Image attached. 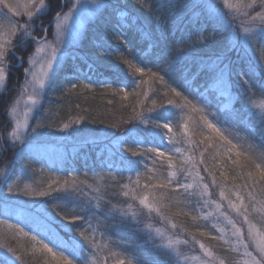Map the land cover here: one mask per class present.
Listing matches in <instances>:
<instances>
[{
	"label": "trees",
	"instance_id": "obj_1",
	"mask_svg": "<svg viewBox=\"0 0 264 264\" xmlns=\"http://www.w3.org/2000/svg\"><path fill=\"white\" fill-rule=\"evenodd\" d=\"M222 1L140 0V3H137L136 0H104L97 14L85 25L79 42L70 48L62 60L58 73L49 82L41 97L40 106L29 117L28 138L33 140L37 147L59 145L65 153L60 160L41 156L36 148L31 153L34 160L29 161L27 152L23 159L19 157L14 159V153L22 145L9 146L5 135L9 130L5 127L7 119L2 113L15 97L16 92L15 89H11L2 94L0 145L3 144L4 148L2 147L3 150L0 152V172L3 173L0 175V219H5L2 212L3 197L15 202L13 207L16 210L40 206L45 211L40 214L41 220L43 219L50 228L46 230L65 242L78 241L85 249L80 256V264H91L94 258L92 250L79 235L87 227L85 221L70 222L57 215L48 202L49 197L9 195L7 190L8 186L14 183L20 188L28 182H32L37 188L46 187V178L43 183L35 184V181L40 179V173L32 172V169L44 168L49 175L60 177H66L70 173L99 188V192L90 194L94 197L93 209L88 213L90 218L94 217L92 223L96 229L97 242L106 244L112 251L120 253V258L132 259L134 264L137 262L179 264L170 252L161 246V241L146 230L148 217L139 210V202L124 197L119 186L112 180V176H116V180L122 184L129 183V176L135 180V173L129 172L126 165L121 164L120 158L123 156L128 160H142V156L133 157L130 152L125 151L126 148L143 147L153 142L157 146L173 147L169 145L167 139V135L172 133H168L167 129L156 127L155 124L163 123L159 116L165 109L175 113L174 127L182 114L180 109L172 108L167 104L170 98L174 102L179 101L171 96L165 97L163 94L165 89L160 84L152 83L141 89L148 91L147 98L132 95L136 84L147 77L136 75L134 69L124 63V60L132 61L146 71H157L160 75H165L168 83L172 87H177V90H182L179 85L187 78L193 90L198 89L206 96V100L197 102L205 107L207 112L213 114L208 117L210 120L219 121V126L226 129V134L237 144V151H241L242 163L245 155L254 157L264 151V60L261 59L259 41H253L251 36L243 34L240 26L242 17L233 19L237 16L236 10L225 8ZM9 2L19 3L21 12L24 11L23 5L26 0H9ZM45 2L46 14L36 19L35 35L41 32L36 26L38 22L48 24L57 11L66 13L73 1L45 0ZM149 7L151 11L148 10ZM0 15H6L21 23L27 20L24 15L13 17L4 7L3 0H0ZM137 17L145 29L152 31L154 46H151L148 40L141 39L138 28L129 27ZM49 31L52 32V26ZM119 33L123 35L118 36ZM8 38L0 37L3 40ZM105 47L107 51L104 50ZM34 48V44L29 41L25 47H16L14 54L9 53L6 61L11 62L8 66V82L9 85H13L12 87L23 83L24 68L28 67L27 58L34 52ZM221 54L224 55L225 63L231 68V95L227 101L219 96L218 90L208 87L211 83V74L199 70L202 62L207 63ZM17 56L24 58L23 65H19ZM250 68L258 70L250 71ZM22 76L23 79L19 82ZM73 80L91 82L93 90L88 91L78 87L74 93H67L69 82ZM121 86H126V91L129 93L127 99L123 98L122 93L113 95V90ZM141 100H143L142 104ZM152 100H156L157 107L152 112H148L147 109L152 107ZM161 103L163 107H160ZM140 111L152 118L148 124H141L135 119V113ZM184 112L187 110L185 109ZM77 119H81L79 125L72 123ZM37 122L51 124V127L39 129V133L33 135L31 128L35 127ZM65 123L71 126L67 130L59 131L58 129H62ZM177 132L180 133L181 130L177 129ZM123 137L127 138L128 143L117 146L119 139ZM137 140L140 143L134 144L133 142ZM179 145L175 144V147L179 148ZM196 155L199 160V154ZM232 159L236 157L232 156ZM26 163L31 167L25 175ZM145 163L150 165L151 159L138 165L142 171H146ZM206 163L211 168L216 161L208 158ZM227 167L233 175L236 172L249 170L237 168L230 163ZM200 168L202 170L203 165H200ZM201 174L207 177V173L201 171ZM217 176H219L218 171ZM206 181L210 182V179ZM243 182V179L235 181L237 184ZM232 183L231 179L227 182L229 187ZM215 190L219 191V188L215 187ZM61 195L63 194L53 193V196ZM245 200L247 202V197ZM52 202L63 203L59 200ZM130 204L131 210H129ZM191 207L198 209V216H204L206 208L198 205L195 197ZM122 212L127 215H121ZM132 212L136 213L135 218ZM249 219L259 229H264V217L258 211L253 212L251 206H249ZM162 220L164 221L161 224L190 238L196 244H203L224 264H241L239 253L233 251L231 245L224 244L222 240H212L209 236L192 235L201 230L210 235H219L217 227L213 226L211 220L198 219L194 222L190 217L172 214H168V219ZM10 223L16 224L29 236L35 235L38 240L47 243V239L39 235V232H29L17 221ZM25 223L30 228L35 224L28 221ZM173 224L177 227L173 228ZM0 233L7 234L3 242L12 247L21 260L15 261L6 249H0V256H9L14 260V264H45V260L48 264H58V260H54L49 254L38 253L33 256L31 249L34 242L10 231L7 225L0 226ZM89 238H92L91 232ZM104 255L108 253L105 252ZM100 261L103 264V256L100 257ZM109 264H115V258L110 260Z\"/></svg>",
	"mask_w": 264,
	"mask_h": 264
},
{
	"label": "snow or ice",
	"instance_id": "obj_2",
	"mask_svg": "<svg viewBox=\"0 0 264 264\" xmlns=\"http://www.w3.org/2000/svg\"><path fill=\"white\" fill-rule=\"evenodd\" d=\"M80 0H76L79 4ZM95 2V0H94ZM140 3V0H136ZM224 7L228 9H235L237 16L233 19H240V26L245 35L251 36L253 41L258 40L261 49V59L264 60V0H238L237 3H230L229 0H223ZM4 7L13 17L27 16L24 22H18L6 15H0V37H9L6 40L0 39V88L6 87V82L9 74V67L6 66L5 60L12 49L16 47H25L29 41L35 45V51L28 56L27 65L24 68V82L22 85V93L20 98L15 102L16 106L10 110V116L14 122V126L8 133L7 139L11 141L12 146L15 147L17 143L22 145L16 153L14 159L19 157L24 158L25 152L29 153V161L34 160L31 153L37 147L33 140L28 138L29 117L34 109H37L41 104V97L44 94L48 83L56 76L62 64V57L59 55L61 49L60 45L69 44V27L67 21L69 20L72 9L69 13H62L57 11L50 21V25H54L55 41L47 39L48 28L43 24L40 25L43 35H35L34 21L39 19L42 14H46L45 9L47 4L45 0H27L23 5L24 11L21 12V5L19 3H10L9 0H3ZM111 6V5H109ZM162 6V5H161ZM99 7V5H98ZM75 8V5L73 6ZM259 9L258 11L256 9ZM151 11V7L148 9ZM254 13V14H253ZM157 26H159L157 20ZM129 27L138 28L142 40H148L151 46H154L153 33L150 29H145L139 23L137 17L132 25ZM119 33L118 36H122ZM75 39V37H72ZM124 42V41H122ZM107 51V47L104 49ZM14 54V53H13ZM179 62V60L177 61ZM20 65L24 64V58H19ZM124 63L134 69L136 75L147 77V79L140 80L136 84V88L131 93L137 97H148V91H141L146 85L152 83L160 84L165 89V97H174L179 102H174L173 99H168L167 104L172 108L180 109L181 116L174 127L173 117L175 113L165 109L160 113L159 119L163 123L155 124L156 127L167 129L169 145L171 148H166L163 145L157 146L156 143L145 145L143 147L130 146L125 149L131 153L133 157L142 156V160H128L121 156V164L126 165L129 172L135 173V180L129 176V183L122 184L116 180V176H112V180L121 189V194L133 201H138L143 209H146L149 214L155 212L161 216L162 219H168V214L176 216L190 217L194 222L198 219H207L214 215L213 212L207 213V216H198V209L192 208L193 198H196V203L203 207H208L214 204L216 212L219 213L217 220L223 217L231 226L230 230L225 231L224 228L217 227L219 235H210L206 231H199L192 235H199L201 237L209 236L212 240H222L226 245H232L233 239L235 244L232 245L233 251H240L243 247L241 255L245 257L244 264H264V229H258L255 224L249 219V206L253 212L258 211L264 217V151L259 152L254 157L245 155L244 163L241 162V151H237V144L226 134V129L219 126V121L210 120L208 117L213 115L207 112L206 108L201 106L197 101L206 100L204 93L198 89L193 90V86L187 82L179 85L182 90H177V87H172L165 79V75H160L157 71H146L129 60H124ZM200 71H207L211 74V83L209 88L218 90L221 98L227 101L231 95L230 65L225 63L224 55H217L214 59L207 63H201ZM258 70L250 68V71ZM174 71V68L172 69ZM167 74V73H166ZM70 87L67 88V93H74L79 87L88 91L93 90L91 82H84L83 80L76 82L70 81ZM247 83V82H246ZM107 86V85H106ZM122 93L123 98L127 99L129 93L126 91V86H121L113 90V95ZM24 103L23 119L19 117L18 107ZM111 103V101H110ZM143 103V100L140 101ZM157 107L156 100H152V107L148 108V112H152ZM160 107H163L161 103ZM187 112H184V110ZM82 119V118H81ZM81 119H77L72 123L79 125ZM135 119L141 124H148L152 119L144 115L143 111L135 113ZM128 123L129 121H124ZM71 125L65 123L59 131L67 130ZM118 127V125H111ZM51 127V124L37 122L35 127L31 128V134L37 135L39 129ZM177 129L181 130L180 133ZM128 143L127 138L119 139V144ZM134 144H139L140 141H134ZM183 144V149L175 147V144ZM211 149L212 151H209ZM199 154V160L197 155ZM151 154V156H150ZM235 156L236 159H232ZM210 158L216 163L209 168L206 159ZM151 159V164L145 163L146 171H142L138 165L144 161ZM236 166L237 168L249 169L246 172H236L232 174L227 167V164ZM200 165H203L201 170ZM31 167L29 163L24 165V174ZM39 172L40 179L35 181V184H41L45 178L47 186L44 188L34 187L32 182L24 183L23 188L18 187V184L8 186L9 195H22L26 197H49L48 202L51 203L52 209L57 215L63 219H68L70 222L76 220H83L87 227L84 228L79 235L87 243L92 250L94 258L91 264H101L100 257L103 256V264H109V261L115 258V264H134L132 259L120 258V253L112 251L106 244H101L96 241L95 231L92 220L88 213L92 211V201L94 197L90 195L94 192H99V188L88 184L86 180L79 179L78 176L68 174L66 177L51 176L44 168L32 169V172ZM201 171L207 173V177L201 174ZM217 171L219 176H217ZM3 173L0 172V175ZM19 180V177L17 178ZM210 179V183L206 180ZM232 180L233 183L229 187L227 182ZM243 179L242 184L235 183L236 180ZM132 185H135L133 187ZM219 188L220 200L226 201L228 208L235 212L239 217L243 218V224L248 226V237L252 239L255 247V253L249 251L250 245L244 243V235L242 227L237 224L220 211L221 204L212 200L213 193L210 188ZM53 193H62L61 196H53ZM259 194V199H257ZM234 196L235 200L231 199ZM247 197V202L245 200ZM63 201L62 204H57L52 201ZM15 202L9 201L8 197H3L2 212L5 217L14 211L13 205ZM115 207V205L113 206ZM132 205H129V210ZM135 218L136 213H131ZM121 215H127L122 212ZM19 219V218H18ZM7 225V228L18 233L20 236L27 238L34 242L31 249L32 255L36 256L38 253L49 254L54 260H58V264H80V256L85 251L84 247L76 240L65 242L60 240L54 233L46 236L49 243H44L38 240L35 235L29 236L27 232L17 227L16 224L10 223L8 219H0V226ZM216 227V225H213ZM173 228L177 225L173 224ZM203 227V226H199ZM71 229H69L70 231ZM159 231V229H157ZM187 231V229H184ZM92 233V238H89V233ZM5 233H0V249H6L15 261L21 260V257L16 254V251L3 242ZM169 240V247L171 246ZM176 243H181L176 241ZM187 243V241H184ZM204 255L209 258L208 264H213L214 256L211 251L206 249L203 244L200 245ZM105 252L108 255H104ZM0 264H14V260L9 256H0ZM45 264L48 261L45 260ZM143 264V262H137ZM223 264V262H222Z\"/></svg>",
	"mask_w": 264,
	"mask_h": 264
},
{
	"label": "rangeland",
	"instance_id": "obj_3",
	"mask_svg": "<svg viewBox=\"0 0 264 264\" xmlns=\"http://www.w3.org/2000/svg\"><path fill=\"white\" fill-rule=\"evenodd\" d=\"M72 1H73L72 5L66 11V13H69L70 9L73 10L69 20L67 21L68 27H69V41L70 42L67 45H63V44L60 45L61 51H60L59 55H61L62 60L65 58V56H66L67 52L70 50V48L73 45L75 46L79 42L85 25L90 20L93 19V17L97 14V12L100 10V8L102 7V5L104 3V0H95V2H94V0H80L79 4H76V0H72ZM26 2H27V0H26ZM229 2L230 3H237L238 0H229ZM222 3H223V1H222ZM74 5H75V8H73ZM98 5H99V7H98ZM26 19H28V18H26ZM35 21H34V24H35ZM41 24H43V23L38 22L36 25L40 28V30H41V27H40ZM43 25L48 28L47 39L50 41H55L54 25H50V23H48V24L44 23ZM51 26H52V32L50 33L49 29ZM41 35H43L42 31L39 34H37L38 37ZM72 37H75V39H73ZM34 51H35V48H34ZM13 52L15 53V48L12 49L11 53H13ZM19 58L20 57H18L17 59L19 60ZM6 60H8V57ZM6 60H5L6 66H10L11 62H8ZM19 65H20V63H19ZM22 79H23V76L19 79V82ZM8 81H9V74H8V79L6 82V87L0 88V98H1L2 94L7 93L11 89H15L14 90V92H16L15 97L10 101V103L7 105V107L3 110L4 112L2 113V115H4V117H6V119H7V124L5 125V127L7 129H9L8 130V133H9L11 131V128L14 126V122L12 121L9 113H10L11 108L16 106V104H15L16 100L18 98H20V96H21L23 83L21 85H14V87H12L13 85H9ZM23 82H24V80H23ZM47 86H46V88H47ZM17 107H18L19 117L21 119H23V111L25 108L24 103L22 102ZM31 114H30V116H31ZM8 133L5 132V135L8 136ZM8 143H9V146L13 147L10 140H8ZM17 145L20 146L19 143H17L15 146H17ZM2 147L4 148L3 144L0 145V152L3 150V149L1 150ZM39 147H36L35 150L38 153H40L41 156H44V157L49 156V158L53 157L55 160H60L64 157L65 153H64L63 149L59 147V145H53V146H48V147L39 146ZM183 147L184 146L182 144L179 145V148L183 149ZM208 183H210V182H208ZM214 190H215V188H210V191L213 193V195L211 197L212 200H214L216 203L221 204L220 211L224 212V214L226 216H228L230 219H232L237 224L238 227H242L243 235L245 238L244 243L249 244L250 245L249 251H252L254 254H256L254 243H253L252 239L248 237V226L246 224H243V218L237 216L235 214V212L231 211L228 208L227 202L220 200L219 191L215 190L216 191L215 192ZM231 199L235 200V197L232 196ZM138 207H139V210H142L148 217L147 218L148 219V221H147L148 225H147L146 230L149 231L150 233H153V235L156 236L157 239L161 241V243H160L161 246L163 248H165V250H168L170 252V254L173 256V258L175 260H177V262L179 264H208L209 258L204 255L199 244L194 243L193 240H191L190 238L184 237V235L176 232L172 228L161 224V223H163L164 220H162L161 217L159 215H157L155 212H152L151 214H149L146 209L142 208V206L138 205ZM205 208H206V211L203 213L204 216H207V213H209V212L214 213V215L212 217L207 218L208 220H211V222L213 224H215L216 227L224 228L225 231L230 230L231 226L227 223V221L223 217H220L219 220H217V216L219 215V213L216 212L214 204L209 205L208 207H205ZM44 212L45 211L40 206L39 207H33V208H30L27 210H25V209L24 210L23 209H17V210L14 209V211L11 212L8 215V217H5V216L4 217H5V219L7 218L9 222H12V221L19 222L21 224V226H23L29 232H32V231L35 233L39 232L40 233L39 235H41L44 239H46L44 236L50 235V232L48 231L50 228L43 221V219L41 220L42 216L40 214H43ZM25 221L35 223L34 227L30 228L29 226L26 225ZM46 229H48V230H46ZM157 229H159V231H157ZM169 240H171V242H172L170 247H169ZM176 241H180L181 243L177 244ZM184 241H187V243H184ZM47 243H49L50 247L52 246V244L49 242L48 239H47ZM234 244H235V240L233 239L232 245H234ZM239 247H240V251L239 252L236 251V252H238L240 255L241 264H244L245 257H243L241 255V253L243 251V247L242 246H239ZM213 256L215 258L213 261V264H222V261L220 259H218L214 254H213Z\"/></svg>",
	"mask_w": 264,
	"mask_h": 264
}]
</instances>
